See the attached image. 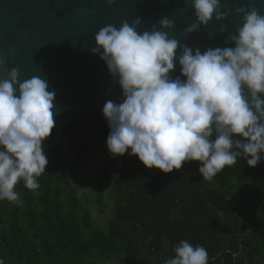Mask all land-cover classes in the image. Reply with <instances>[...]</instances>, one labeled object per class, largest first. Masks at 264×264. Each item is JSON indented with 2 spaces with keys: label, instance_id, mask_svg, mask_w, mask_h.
I'll return each mask as SVG.
<instances>
[{
  "label": "clouds",
  "instance_id": "9594fccd",
  "mask_svg": "<svg viewBox=\"0 0 264 264\" xmlns=\"http://www.w3.org/2000/svg\"><path fill=\"white\" fill-rule=\"evenodd\" d=\"M109 5L116 0H107ZM195 22L184 34L198 32L215 18L225 20L221 0H186ZM241 16L223 47L203 51L181 44L168 31L167 17L140 30L137 17L117 28L102 27L94 37V55L107 66L121 89V100L102 109L110 129L106 146L112 157H138L147 169L162 173L199 162L211 181L243 156L255 168L264 158V15L255 7H236ZM226 25H221L223 35ZM209 38L215 33L209 32ZM177 62L180 74L173 77ZM18 69L0 79V200L18 202L15 187L37 190L48 159L44 142L54 128L55 91L41 76L20 81ZM18 93V94H17ZM165 264H208L201 245L181 240ZM0 264H4L0 260Z\"/></svg>",
  "mask_w": 264,
  "mask_h": 264
},
{
  "label": "trees",
  "instance_id": "16d2710c",
  "mask_svg": "<svg viewBox=\"0 0 264 264\" xmlns=\"http://www.w3.org/2000/svg\"><path fill=\"white\" fill-rule=\"evenodd\" d=\"M109 131L103 115L52 130L39 189L19 182L18 202L0 200L4 264H165L181 240L205 247L208 264H264V158L251 168L238 157L209 181L199 162L154 174L125 153L89 176L92 150L107 147ZM87 181L100 196L113 193L104 223L82 204Z\"/></svg>",
  "mask_w": 264,
  "mask_h": 264
},
{
  "label": "water",
  "instance_id": "95a60500",
  "mask_svg": "<svg viewBox=\"0 0 264 264\" xmlns=\"http://www.w3.org/2000/svg\"><path fill=\"white\" fill-rule=\"evenodd\" d=\"M232 11L225 20L215 18L207 27L185 35L184 29L195 22L193 9L186 0H0V79L18 69V79L41 76L55 91L54 128L86 117L103 115L105 102H120L121 89L108 72L99 55L91 53L95 34L106 25L117 28L138 16L143 19L140 30H150L167 17L174 22L168 31L181 44L200 48L223 47L229 33L235 31L241 16L236 7L255 6L264 15V0H221ZM221 25H226L223 35ZM215 33L209 38L208 33ZM180 74L179 65L171 74ZM18 94V93H17ZM264 99V97H262ZM154 168V174L156 173Z\"/></svg>",
  "mask_w": 264,
  "mask_h": 264
},
{
  "label": "rangeland",
  "instance_id": "374dc122",
  "mask_svg": "<svg viewBox=\"0 0 264 264\" xmlns=\"http://www.w3.org/2000/svg\"><path fill=\"white\" fill-rule=\"evenodd\" d=\"M123 157H126V154H124L123 156H116L115 158L119 159ZM111 158L113 157L109 153L107 147L99 143L95 145L92 150L91 157L89 159V168L87 171L89 176L95 174L96 169L106 164ZM80 181L82 183L83 180L80 178ZM106 189L107 187L105 188L103 196H100L94 183L88 181L84 183L83 188H78V194L80 198H82V204L85 206V208L89 210L92 219L96 223H104L112 215L114 207L113 193ZM99 264L118 263L111 261L108 263Z\"/></svg>",
  "mask_w": 264,
  "mask_h": 264
}]
</instances>
